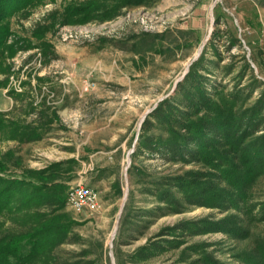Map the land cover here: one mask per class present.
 <instances>
[{"label": "rangeland", "instance_id": "1", "mask_svg": "<svg viewBox=\"0 0 264 264\" xmlns=\"http://www.w3.org/2000/svg\"><path fill=\"white\" fill-rule=\"evenodd\" d=\"M11 8L0 91L19 107L0 115V264H18L4 248L56 208L32 200L55 183L66 198L92 186L103 209L75 213L66 200L59 239L25 264H262L264 156L243 159L264 136V0ZM75 140L86 162L94 155L85 170L68 157Z\"/></svg>", "mask_w": 264, "mask_h": 264}, {"label": "trees", "instance_id": "2", "mask_svg": "<svg viewBox=\"0 0 264 264\" xmlns=\"http://www.w3.org/2000/svg\"><path fill=\"white\" fill-rule=\"evenodd\" d=\"M20 1L32 2L34 0H25V1L24 0H0V55H1V52L3 54L4 49H5L4 42H2V40L7 38L10 35L9 25L3 23V21L5 17L7 16V14H9L10 10L12 9L11 7L13 6V4L20 2ZM128 3H131V2H128ZM77 9L78 8L76 7H72L73 13L76 14ZM1 114L2 113H0V115ZM206 122H208V120L207 121L202 120L203 124L201 126L200 125L197 126L196 130L194 131H197L199 129L204 130L206 127H208V126H205ZM233 123H236V122L233 121ZM237 126L238 124H236V127ZM229 129L231 128L229 127ZM240 131H241V128H240ZM239 135H240V139H241V136L242 137L244 136L243 139L247 138L245 135H242V134H239ZM25 137H26V134H25ZM255 142H258V144L254 148L251 146H248L247 148H245V153L247 156L243 160L246 164H253V162H256V160L258 161V159H261L264 156V136L259 137V139L255 140L253 143ZM229 162L230 161L227 162V165L228 164L232 165V162L231 164ZM2 167H3L2 163L0 162V170L2 169ZM12 186H13V183L11 184V188L9 187V189L7 190L9 191L10 195L13 193H16L17 191V189H12ZM41 187L42 188H40L39 190H35V191L38 192L43 189H49L46 192L47 196L35 194L32 197V200L33 199L36 200V203H39V205L50 202L56 208L54 210H51V212L46 216L42 213L32 214L31 216L33 217L32 218L33 227L35 228L34 232H30L29 237L25 239H21L20 237L23 236L21 235L17 241L18 247L13 250H7V247L5 246L4 248L6 250L5 253H7L9 256H13L12 257L13 260L19 257L18 264L30 263L31 261L35 259L36 260L40 259L39 257L43 255V252H45V248L49 245L48 242H52L54 239H59L58 235H60L66 228V224H65L66 216L63 214L57 213L59 210L63 209L66 205L67 198L63 190V185L55 183V185L52 184L51 186H47V187L41 186ZM7 191H5V194L7 193ZM10 195L9 197H11ZM4 208H5V204L0 202V212ZM262 253L264 257V245L262 247ZM1 259L2 258H0V261ZM7 260H9V258ZM4 264H6V262H4ZM262 264H264V260Z\"/></svg>", "mask_w": 264, "mask_h": 264}, {"label": "crops", "instance_id": "3", "mask_svg": "<svg viewBox=\"0 0 264 264\" xmlns=\"http://www.w3.org/2000/svg\"><path fill=\"white\" fill-rule=\"evenodd\" d=\"M68 91L64 90L63 92V96L66 95ZM61 100H59L58 102H60ZM19 107V100H14L11 96L7 95L3 89V91H0V113L4 114L5 117L10 116V112L14 110L15 107ZM57 113H59L60 118H67V114H68V110L66 107H62L59 108V110H57ZM32 114H29L28 116H30ZM29 118V117H28ZM57 121V120H55ZM28 122L30 123V120L28 119ZM69 122V121H68ZM38 122L37 121H32L31 122V127H34ZM70 123H72V127H74L76 130L78 128H82L83 126V119L80 117V115L78 114V112H75L74 117L70 120ZM51 124H55L54 120L53 122H51ZM77 132V131H76ZM77 135V134H76ZM44 141L45 138H43L41 141H33V142H29L28 145L29 147H33V149H37V150H42V146H44ZM61 145H71L73 144L72 142L70 143H62L61 141L59 142ZM74 147L75 150L73 153H71L70 156L68 157H74V160L76 161V163H82V170H85L87 168L86 164L87 162L93 164V161L95 160L94 155L91 154L88 156V161H85L84 158V148L82 146V143H77V141L75 140L74 143ZM88 167L90 168V164L88 165ZM81 172V171H80ZM85 172V171H83ZM83 181V180H82ZM87 185V184H86ZM92 187V186H91ZM101 198V197H100Z\"/></svg>", "mask_w": 264, "mask_h": 264}, {"label": "built area", "instance_id": "4", "mask_svg": "<svg viewBox=\"0 0 264 264\" xmlns=\"http://www.w3.org/2000/svg\"><path fill=\"white\" fill-rule=\"evenodd\" d=\"M67 206L75 213L85 210L96 212L103 209L99 192L84 183H78L70 189Z\"/></svg>", "mask_w": 264, "mask_h": 264}]
</instances>
